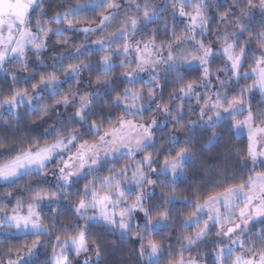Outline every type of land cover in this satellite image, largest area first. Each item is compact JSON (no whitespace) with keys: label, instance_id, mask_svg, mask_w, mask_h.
<instances>
[{"label":"clouds","instance_id":"1","mask_svg":"<svg viewBox=\"0 0 264 264\" xmlns=\"http://www.w3.org/2000/svg\"><path fill=\"white\" fill-rule=\"evenodd\" d=\"M0 264H264V0H0Z\"/></svg>","mask_w":264,"mask_h":264}]
</instances>
